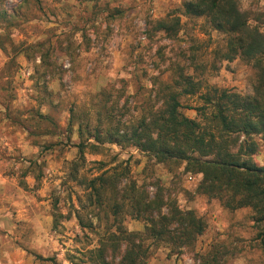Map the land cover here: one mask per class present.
<instances>
[{"label": "rangeland", "instance_id": "1", "mask_svg": "<svg viewBox=\"0 0 264 264\" xmlns=\"http://www.w3.org/2000/svg\"><path fill=\"white\" fill-rule=\"evenodd\" d=\"M188 1L0 0V264H93L89 251L117 233V219L130 233L145 230L121 200L132 183L151 198L163 189L207 224L194 247L179 253L147 240L146 264H206L215 257L218 264H264L251 209L231 211L198 194L201 177L185 164H160L136 147L78 135L80 124L98 125L103 104L123 122L159 106L160 83L180 72L200 81V94L252 93L255 71L240 59H222L226 35L204 18L184 16ZM240 6L253 27L264 28V0ZM171 17L180 18L178 31H160L157 23ZM38 45L44 47L31 50ZM202 104L199 96L183 99L182 112L201 120L194 108ZM39 113L58 128L40 122ZM28 128L39 130L30 135ZM52 129L57 135H46ZM80 143L87 146L84 158ZM252 160L264 166L263 142ZM104 175L118 176L114 193L124 206L116 219L110 203L90 200L89 182Z\"/></svg>", "mask_w": 264, "mask_h": 264}, {"label": "trees", "instance_id": "2", "mask_svg": "<svg viewBox=\"0 0 264 264\" xmlns=\"http://www.w3.org/2000/svg\"><path fill=\"white\" fill-rule=\"evenodd\" d=\"M180 10L186 17L204 18L214 30L226 35L222 59L229 62L240 59L250 65L255 71L252 93L242 95L213 89L200 94V81L179 71L172 83H160L156 92L159 106H145L136 119L123 122L115 120L103 104L96 120L98 125L91 129L80 124L78 135L82 140L95 138L100 142L103 137L109 144L136 147L160 164H185L187 173L201 177L198 194L219 200L231 211L251 209V218L260 230L258 238L264 243V166L252 160L260 143H264V28L251 25L254 18L241 9L240 0H190ZM157 26L166 33L177 32L180 18L161 20ZM42 47L38 45L31 50ZM39 52L45 64L47 56L42 50ZM195 96L203 102L194 108L201 120L182 112L183 99ZM70 113L73 118L74 111ZM37 117L53 129L58 128L49 116L39 113ZM105 122L107 127L103 130ZM53 129L46 135H57ZM38 130L28 128L30 135H36ZM86 148L85 143L78 145L82 158ZM117 177L104 175L89 182L91 202L98 206L110 203L115 219L124 206L117 203L114 193ZM121 196V200L128 202L134 218L145 223V230L141 234L130 233L117 219V233H110L100 247L89 251L93 264H146L147 240L179 253L183 248H193L207 228L203 217L180 209L163 189L151 198L144 187L132 183L130 193ZM123 243L126 247L119 256ZM43 260L56 264L53 259ZM206 264H218V258L207 259Z\"/></svg>", "mask_w": 264, "mask_h": 264}]
</instances>
